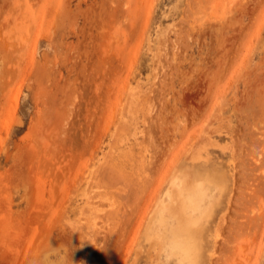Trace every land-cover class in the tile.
<instances>
[{
  "label": "rangeland",
  "instance_id": "obj_1",
  "mask_svg": "<svg viewBox=\"0 0 264 264\" xmlns=\"http://www.w3.org/2000/svg\"><path fill=\"white\" fill-rule=\"evenodd\" d=\"M0 11V264H264V0Z\"/></svg>",
  "mask_w": 264,
  "mask_h": 264
},
{
  "label": "clouds",
  "instance_id": "obj_2",
  "mask_svg": "<svg viewBox=\"0 0 264 264\" xmlns=\"http://www.w3.org/2000/svg\"><path fill=\"white\" fill-rule=\"evenodd\" d=\"M161 264H196L194 252L190 255H183L165 247L164 259Z\"/></svg>",
  "mask_w": 264,
  "mask_h": 264
},
{
  "label": "bare ground",
  "instance_id": "obj_3",
  "mask_svg": "<svg viewBox=\"0 0 264 264\" xmlns=\"http://www.w3.org/2000/svg\"><path fill=\"white\" fill-rule=\"evenodd\" d=\"M8 1V0H7ZM9 3V2H8ZM8 5V4H7ZM6 5V6H7ZM5 6V7H6ZM9 6V5H8ZM7 6V8H11V7H14V6H12V4L10 5L11 7H8ZM2 7V6H1ZM7 8H3L2 10H9V9H7ZM13 9V8H12ZM14 9H16V8H14ZM13 11V10H12ZM0 13H1V11H0ZM13 13V12H12ZM14 13H16V12H14ZM21 14L20 15H24V14H22L23 13V11L22 12H20ZM2 14V13H1ZM17 14V13H16ZM28 14V13H27ZM11 15H13V19H14V17H15V19L17 18V15H19V13L17 14V15H15L14 16V14H11ZM26 15V14H25ZM27 17V16H26ZM12 20V19H11ZM26 21V20H25ZM138 160H140L141 162L143 161H145V158H144V156L143 155H141L139 158H138ZM4 227V226H3ZM4 231V230H3ZM176 246L178 247V249H179V251L181 252V254H183V255H188L189 253H190V251H193L194 250V248H195V246H194V244H192L190 241H188V240H184V239H180V238H177L176 239ZM195 251V250H194Z\"/></svg>",
  "mask_w": 264,
  "mask_h": 264
}]
</instances>
